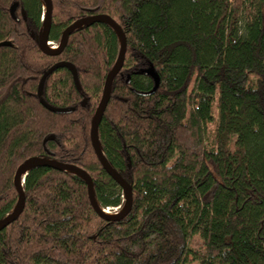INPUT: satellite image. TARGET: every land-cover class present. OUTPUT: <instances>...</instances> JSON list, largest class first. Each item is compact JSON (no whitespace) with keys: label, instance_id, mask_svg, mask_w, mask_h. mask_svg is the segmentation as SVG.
Masks as SVG:
<instances>
[{"label":"trees","instance_id":"1","mask_svg":"<svg viewBox=\"0 0 264 264\" xmlns=\"http://www.w3.org/2000/svg\"><path fill=\"white\" fill-rule=\"evenodd\" d=\"M51 1L49 42L101 13L126 37L97 134L132 203L105 219L81 176L34 166L22 211L0 231V264H264V0ZM44 9L42 0H0V222L19 203L13 177L28 158L86 170L103 210L126 203L90 141L121 40L111 25L91 22L45 54ZM61 61L78 85L58 65L43 96L73 109L66 114L37 96L42 74ZM152 71L158 88L138 94L153 88ZM193 236L202 251L190 247Z\"/></svg>","mask_w":264,"mask_h":264},{"label":"water","instance_id":"2","mask_svg":"<svg viewBox=\"0 0 264 264\" xmlns=\"http://www.w3.org/2000/svg\"><path fill=\"white\" fill-rule=\"evenodd\" d=\"M46 1H47V7L45 9V11H46L45 12V22H44V27H43V32L41 34L40 42H39L40 49L45 54H51V55L58 54L65 47L70 34L75 29L79 28L80 26H82L84 24L91 23V22H103V23L111 25L115 29V31L118 33V36L121 40V45H120V49L118 52V56L116 58V62H115L113 68L111 69V71L109 72L108 76L106 77V79L104 81L101 99L97 105V108L95 110V113H94V116L92 119L91 129H90V141H91V145L94 149V152L97 156V159L99 160V162L102 165V167L104 168V170L107 172V174L109 176H111L114 179V181L124 191V193L126 195V203H125L124 207L120 209V212L118 214H116V215L108 214L103 209H101L100 206H98V203H97V201L95 199V195H94L92 178L86 170H84L81 167L76 166L74 164L61 162L58 160H52V159H48V158H28L18 166V168L14 174V177H13V183L19 191V203L16 206L13 213L10 214L7 218H5L4 220H2L0 222V231L3 228H5L11 221L16 219L18 217V215L20 214V212L22 211V209L24 207L25 196H24V193L22 191V186H20V184H19V180H20V177L22 176V172L25 168H28V170H29L30 168H32L34 166H47V167L61 168V169H65L67 171L74 172L77 175L81 176L87 184L88 197H89V201H90L92 207L101 217H103L105 219H113V218H117V217L125 215L129 211V209L131 207V203H132V188H131V186L122 177H120V175L114 170V168L108 163V161L104 157V154H103V152L100 148V145H99L98 134H97L98 133V126L102 120L104 111H105L106 106H107V101H108L109 92H110L112 82H113L115 76L118 74V72L122 68L123 63H124L126 47H127L126 37H125L123 31L121 30V28L115 23V21L109 15L103 14V13L94 14L91 16L79 18L76 21L72 22L64 30L62 37H61V40L59 42L58 48L55 50H51L50 46L48 44L50 43L49 42V32H50L51 20H52V16H51L52 15V1L51 0H46ZM13 8H14V5H12L10 8L11 14H13ZM58 65H65L68 68H70L72 71L73 77H74L75 84H76V86L78 85V77H77L76 69L71 64H69L67 62H64V61L57 62V63L53 64L50 68L45 70V72L42 74V76L38 82L37 96H38L40 103L47 110H49L53 113H56V114H66V113L72 112L73 109L72 108H70V109L59 108V107L52 106L45 100V98L43 96L44 81H45L46 77ZM151 76L153 77L154 82H155L153 88L149 91L137 92L138 94L146 96V95H151L156 91V89L158 88L159 83H160V78L154 71L151 72ZM127 82H129V79H127ZM84 103H85V99H83L81 101V105L83 106ZM49 138L52 139L53 136L51 135V136H49ZM28 170L23 175L22 181H24V177L27 174Z\"/></svg>","mask_w":264,"mask_h":264},{"label":"rangeland","instance_id":"3","mask_svg":"<svg viewBox=\"0 0 264 264\" xmlns=\"http://www.w3.org/2000/svg\"><path fill=\"white\" fill-rule=\"evenodd\" d=\"M44 5H46V7H47V3L45 2V4ZM58 43H53V42H51L50 41V43L48 44L49 46H56V49L58 48V45H57ZM213 111H214V114L216 113L215 112V107H214V109H213ZM213 123H210L209 125H208V127H209V129H212L213 128ZM209 135V140L211 139V134L209 133L208 134ZM16 208V207H15ZM120 207H118V208H108V209H106V210H104L105 212H108V214H116V213H119L120 212ZM15 210V209H14ZM189 245H190V247L192 248V250H196L197 252H199V251H202L203 250V247H202V244H201V242H200V239L197 237V236H193L191 239H190V241H189ZM188 264H199L198 263V261H196V260H194V261H191V262H189Z\"/></svg>","mask_w":264,"mask_h":264},{"label":"bare ground","instance_id":"4","mask_svg":"<svg viewBox=\"0 0 264 264\" xmlns=\"http://www.w3.org/2000/svg\"><path fill=\"white\" fill-rule=\"evenodd\" d=\"M42 1H44V4H45V2L47 3L46 0H42ZM45 8H46V5H45ZM50 49H51V50H55V49H56V46H50ZM27 170H28V168H25V169L23 170V172H22V176L20 177V180H19V184H20V186H22V184H23L22 178H23V175L26 173ZM117 214H118V213H117ZM113 215H116V214L114 213Z\"/></svg>","mask_w":264,"mask_h":264},{"label":"flooded vegetation","instance_id":"5","mask_svg":"<svg viewBox=\"0 0 264 264\" xmlns=\"http://www.w3.org/2000/svg\"><path fill=\"white\" fill-rule=\"evenodd\" d=\"M43 3H44V2H43ZM44 8H45V5H44ZM45 9H46V8H45ZM45 9H44V10H45ZM44 12H46V11H44ZM43 20H45V13H44V17H43Z\"/></svg>","mask_w":264,"mask_h":264}]
</instances>
